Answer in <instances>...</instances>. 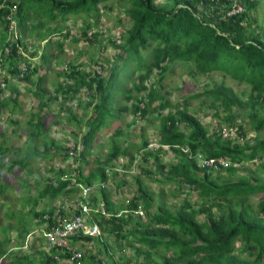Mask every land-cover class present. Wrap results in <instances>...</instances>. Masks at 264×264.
<instances>
[{
    "label": "trees",
    "instance_id": "obj_1",
    "mask_svg": "<svg viewBox=\"0 0 264 264\" xmlns=\"http://www.w3.org/2000/svg\"><path fill=\"white\" fill-rule=\"evenodd\" d=\"M107 1L17 0L15 13L17 29L23 37L32 12L48 21L56 20L57 17L63 21L68 17L81 16L85 19L90 16L93 23H96L100 17L97 6L100 4L103 6ZM116 1L124 6L123 14L129 26L124 35L120 36L115 32L114 38L106 41L110 47L117 50L111 63L102 64L99 59H95L86 72L77 69L76 65L67 64L69 71L66 77L71 82L58 83L56 88L61 100L58 107L60 114L65 112L68 114L66 119L73 120L77 126L84 125L85 131L80 134L79 143L75 142L76 134L75 139L72 138L73 142H70L76 148V145H80L78 160L84 165L89 163L85 155L97 132L106 121L115 119L117 113L128 112L141 123L147 124L150 121L154 124L152 127L155 129L157 149H148L147 140L144 139L132 144V149L139 155L144 166L139 167L138 174L133 179L136 188L131 197L125 203L117 204L110 199L104 189L98 191L100 202L108 215L96 216L102 232L101 241L96 240L97 247L102 251L100 256L108 264H264V135L261 138L255 136L251 138V135L243 134L241 126L237 125L240 142L236 139V143L230 139H222L215 132L208 133L197 118V114L190 112L188 105L190 101L206 97L208 103L205 107L213 110L214 114L218 113L219 109L225 112L222 122L227 126L234 125V114L231 111L235 109L247 113L249 129L254 134L264 129V12L260 25L254 24V19L252 20L250 16L258 0L246 2L242 13L223 20L218 12L221 5L219 1L213 3L209 0H172L170 5L155 4V0ZM42 6L45 10H42ZM4 11L0 9V46L5 40L2 19ZM36 24L37 27L43 26L40 21ZM33 26L28 30H33ZM46 33L48 39L56 34H60L62 39L69 36L68 32L61 34L62 30L59 27H47ZM80 35L82 36L83 32ZM102 35L95 29L90 32L89 38H85L89 45H93L105 38ZM36 37L43 42L45 50L50 44L49 40L39 32ZM54 45L59 52L62 51V41H56ZM21 46L25 48V44L21 43ZM150 47L151 61L147 63L146 60H141L140 51ZM52 56L43 51L39 57L40 65L47 66L52 61ZM55 58L54 55L53 59ZM131 62H134L138 69L143 68V71L131 81L130 88L125 90L115 83L114 78L123 74L120 70ZM174 62L186 64L193 75L221 73L231 81L247 85L249 91L245 98L241 99L230 87L215 84L200 93L183 97L179 104L171 105L161 83L168 71V65ZM16 63L18 61L14 60L10 65H6L12 78L17 76ZM38 67L33 66L29 70V76L37 74ZM95 67L98 71L92 69ZM152 69L157 70L153 83L148 81ZM108 70L106 77L104 74ZM129 77L130 73L126 79L118 83L126 82ZM8 85L6 91L9 97ZM80 90L85 93L87 101L81 105L77 100L75 106L83 112L91 109L86 120L85 112L76 117L77 110L62 107L65 102L71 103ZM117 94L123 98L125 106L120 107L114 103ZM42 98L43 96L38 99ZM52 99L56 100L55 97ZM2 104L3 102L0 103V109ZM164 110L167 112L161 114ZM36 119L42 126L43 117ZM142 130L143 127L140 128V131ZM115 134L118 135L119 131ZM162 146L167 147L174 156L173 162L167 166L160 162V156L165 151L161 149ZM130 148L131 145L120 148L112 144L102 160L96 158L92 171L83 175L80 169L76 170V181L84 185H90L94 181L106 184L110 177L116 178L115 172L107 175L106 170L113 169L111 162L120 156L128 159L126 166L123 167H129L133 162L132 157H128ZM58 149L60 147L55 149L56 152ZM48 151V148H43L40 154L45 156ZM6 152L7 148L0 144V168L5 167L6 171H11L17 165L21 170L27 169V162H19L22 159H13L9 164H6V161L5 165L3 160ZM197 152L198 154H195ZM193 155L206 158L225 157L233 164H241L242 167L231 166L223 171L207 172L196 166ZM66 158L65 151L61 159ZM149 159L154 164L156 170L154 172L145 166ZM253 160L256 161L255 166L250 168L245 166L247 162ZM155 173L160 175L158 179L153 178L158 184L175 186V191L187 187L194 193L196 200L190 203L185 195L179 198L178 206H164L161 202L162 190L159 189L153 204L154 194L145 188L140 179L143 175L153 177ZM68 186L67 173L64 170H57L55 185L46 184L40 193L54 200L56 193L63 196L72 193L73 190L67 189ZM117 186L118 184L115 185ZM254 196L259 197L255 213L247 204L249 198ZM96 201L91 199L93 204ZM212 208L216 209V215L211 213ZM28 213L33 219H38V226L44 224L47 226L46 229L49 228L50 219L49 225L40 219L45 213L50 215L51 210L35 213L31 208ZM198 216H202L201 222ZM23 224V228L9 230L16 232L14 237L16 251L22 249L24 237L31 231L30 226L24 222ZM1 237L0 258L12 257L8 264H34L33 258L25 252H19L20 256L8 254L4 249L9 236ZM108 240L111 246L107 243ZM236 241L240 242L238 247L234 246ZM75 242L76 240L71 241L72 244ZM125 247L132 252V263L121 254ZM114 249L121 254L120 262L112 259ZM96 251L98 254V250ZM235 251L245 254L246 258H242ZM165 252L171 253L166 256ZM85 254L81 264H98L95 254L88 253L87 261ZM38 255L40 260L37 264H55L52 255L42 257L40 253Z\"/></svg>",
    "mask_w": 264,
    "mask_h": 264
},
{
    "label": "rangeland",
    "instance_id": "obj_2",
    "mask_svg": "<svg viewBox=\"0 0 264 264\" xmlns=\"http://www.w3.org/2000/svg\"><path fill=\"white\" fill-rule=\"evenodd\" d=\"M171 1L172 0H155L154 2L155 4L170 5ZM97 8L100 17L96 23H93V19L90 16L85 18L86 20L81 16H76L68 17L63 21H60L59 17H57L56 20L48 21L43 16L37 17L36 12L31 13L29 24L26 25L27 29L23 34V38L24 41H26L29 45L32 44V46H34L32 49H34V51L37 53L36 57H34L36 63H40L38 56L43 51L48 55L52 54L53 56H56L55 59H53V56L51 57V59L54 61L49 66H47V74H45L44 80H42L43 84L46 85V88H48L50 92L54 89V83L63 84L66 83V81L70 83L66 77L69 71L66 67L67 64H73L74 66L76 65L77 69H82L86 72L88 71L87 69L90 68V65L92 66V63L95 59H99V62L102 64H110L113 56L117 54V50L110 47L109 42L107 43L106 41L112 40L115 36V32L120 34V36L124 35V31L129 26V22L126 16L123 14L124 6L119 4L116 0H108L103 4V6L100 4L97 6ZM108 8H110V10H108ZM42 10H45L44 6H42ZM263 12L264 0H258L257 6L253 11L250 12L251 19H254V24L260 25ZM117 19L119 21H117ZM37 21L42 22L43 26L37 27ZM31 26H33V30L29 31L28 28ZM47 27H59L62 30L61 34L68 32L69 36L65 39H62L60 34H56L48 39L46 36ZM95 29H98L103 34L102 37L105 38L99 40V42L94 43L93 45H89L85 37L89 38L90 32ZM107 31L110 33H107ZM37 32L42 34L45 39L49 40L50 44L45 50L43 48V42H40L36 37ZM81 32H83L82 36L80 35ZM26 35H28V37ZM56 41H62L63 43V49L60 52L54 45ZM81 52H83L82 55L80 54ZM140 56L141 60H146L145 62L149 63L151 61V47L143 51L141 50ZM135 69L136 71H134ZM167 70L168 71L165 74L161 85L163 86V91L168 94L166 98L171 105L179 104L183 97L194 93H200L202 90L211 88L215 84H222L224 86L230 87L238 97H241V99H244L249 91V87L247 85L231 81L229 78L224 77L218 72H212L206 75L190 74L187 65L180 62L169 64ZM41 71L42 69H40V72ZM142 71L143 68L138 69L135 63L131 62L128 65H125L122 70H120V73L123 74L116 76L114 81L119 86H122V88L127 90L131 86V81L135 80L137 75ZM156 71L157 70L152 69V75L148 80L149 82L153 83L154 75L157 74ZM108 73L109 70L108 72L106 71V74L104 75L107 77ZM128 73H130L128 80L126 82L118 83L122 81V79H126L128 77ZM49 96L55 97L56 100L53 102L52 98H50L51 100L48 99L47 104L50 103V106L49 110L47 111L48 113L45 115V120L42 126L36 122V118L32 121L33 125L30 128L28 125L22 124L24 120L31 119V117L28 116L29 114L35 113L37 116L42 115V112L40 113L36 109L37 100L34 98L32 99L31 96H29L26 100L25 110L23 111L24 115L21 114L19 115L20 118H17L19 124H17L16 127L4 121L2 119L4 116L0 115V144H2L3 148H7V152L5 153L4 157V164L6 161V164L11 163L13 159H22L19 160V162H27L26 170H21L17 165H15L16 167H14L11 171H6L5 167L0 168V240L2 238L1 235H4L5 237L9 236V241L5 244L4 250H6L8 254H13L16 256H20L19 252H27L31 254L30 257L33 258L34 264H37L40 260L38 252L43 251L45 254H47L46 249L41 245V242L38 239H33L29 245L30 249L16 251V240L13 237L14 234L16 235V232L14 230L23 228V222L25 224L30 223L32 226L37 221L32 218V216L28 213V210L32 208L33 212L40 211L45 198L43 199L40 196L38 197V194L46 184L50 183L52 186L55 185V172L57 170H64L67 174H69L80 169L83 175L87 174L89 171L94 169V162L96 158H98V160H102L103 156L108 152L112 144H116L120 148L131 145V148L128 152V157L131 156L133 162L129 167H123L126 166V163L128 162L127 158L120 156L113 160L111 164L114 166V168L107 169L106 174L109 175L110 172H115L117 174L116 178L110 177L108 182L103 187L105 192L109 194V197L112 201L117 204H120V202L125 203V201L128 200L135 192L136 186L133 179L138 174L139 167L144 166L139 155H136L134 149H132V144H137L140 139H144L147 140L150 148L155 149L156 134L154 131L155 129L152 127L154 124L150 121H148L147 124L144 122L141 123L138 118L130 115L128 112H121L116 114L115 119L106 121L105 125L102 126L99 132H97L87 151V154L85 155V159H87L89 162L88 165L82 164L77 157L75 158L77 160H73L71 163L69 160H67V158L62 160V154L67 150L66 144L73 142L74 137L71 135L72 132L77 135L75 142L79 143L78 139L80 134L84 133L85 128L84 125L77 126L73 120L66 119L68 118L67 113H59L58 107L61 104V100H59L58 94L53 93ZM115 98L116 100L114 103L116 105L120 107L126 105L125 101L120 95L117 94ZM77 100L81 102V105H83V102L87 101L86 95L82 92V90H80V93L71 103L67 104L70 108L72 107V111L77 110L75 112L76 117H79L85 112L86 115L84 118L85 120L88 119L91 109L84 110V112L80 109H76L77 107L75 105L78 102ZM207 103L208 99L206 97H200L195 101L188 102L189 110L191 112L195 111L200 122L208 130V132L216 131L217 126L221 125L222 127L226 125L222 122V119L226 114L220 109L218 110V113L214 114L213 110L205 107ZM66 106V104L62 105V107ZM172 110H174V107ZM166 112L167 110H164L161 112V114H165ZM231 113L234 114L235 126L240 125L243 134L252 135L258 138H261L264 135V129L256 134H254L249 129L246 112H239L233 109ZM15 117L16 116H14V118ZM82 122H84V120ZM49 123L53 125L47 128L48 130L45 131L46 133L43 132V127L48 126ZM75 125L77 126V129L75 128ZM142 127L143 130L140 131V128ZM10 130L15 131V133L17 132L20 135H17ZM116 131H119L118 135L115 134ZM37 135H47L49 138H51V140H53V142H55L56 145L60 147L58 152L54 153L53 146H49L48 154L50 155L51 159H49V155L45 157L40 154L41 150L38 147H41V145L39 140H37ZM26 139H28L27 142ZM34 141H36V143H34ZM76 146L78 149V155L80 145ZM163 152L164 153L160 156V162L167 166L173 162L174 156L171 151H168V149H165ZM145 166L147 169L153 172L156 171L154 170V164L151 159L146 162ZM145 176L146 175L141 176L140 180L144 183L145 188L148 189L150 193L154 194L152 198L154 200L153 204H155L157 199L156 193L159 191V189L162 190L161 202L164 204V206H178L179 198L185 197V195L188 197L189 202H194L196 200L194 193L187 187H181L178 191H175V186L169 187V185H160L155 182L154 179H158L160 177L159 174L155 173L153 177ZM120 183L123 184L119 185ZM92 184L97 185L98 182L94 181ZM116 184H118L117 187H115ZM71 190L73 189L71 188ZM176 194L177 197H175ZM17 196L20 197L18 198ZM92 197L95 200L99 199L97 189L94 190ZM55 198L56 199L53 200V204L46 207L45 209H52L53 206L63 200L59 193H56ZM258 198V196H254L249 198L247 201V204L254 211V213L257 209V203L259 201ZM152 210H154L153 207ZM212 210V214L216 215V209L212 208ZM201 219L202 218L198 217V220ZM11 228H14V230L9 232ZM93 242L96 245V241L94 240ZM107 243L110 244V241L108 240ZM95 245L94 248L96 249L97 245L96 247ZM239 245V241L234 243L235 247H238ZM87 246L91 248L90 251H86L85 261L88 260L86 257L88 253L93 254L91 250H95L91 242L89 244H79L81 251H83ZM112 253L117 262H120L119 256L121 254L128 258L130 263L133 261L132 252L127 247H125L121 254L116 249H114ZM170 253L171 252H165V255L169 256ZM235 253L240 254L237 251H235ZM98 254L101 255L102 251L98 250ZM240 256L242 258H246L245 254H240ZM11 258L12 257H1L0 264H8ZM60 262L61 263L57 262V264H69L66 262L62 263V261Z\"/></svg>",
    "mask_w": 264,
    "mask_h": 264
},
{
    "label": "built area",
    "instance_id": "obj_3",
    "mask_svg": "<svg viewBox=\"0 0 264 264\" xmlns=\"http://www.w3.org/2000/svg\"><path fill=\"white\" fill-rule=\"evenodd\" d=\"M9 0H2V4L7 3ZM221 2L219 13L221 19H226L235 15H238L243 12L244 4L246 2H251L253 0H209V2ZM12 4L8 8V12L5 15L4 19L7 23L6 27V42L7 45L0 50V89L4 91L5 89V73L3 72L4 61L3 56L14 57L13 53L18 59L16 65L17 78L23 79L29 75V70H31L36 65V60L34 57L30 58L29 53L32 51L30 46L25 47V51L20 48V45L17 43L20 38L16 30V21L15 13L17 4L15 0H11ZM11 48H16L11 49ZM23 58L22 60H20ZM25 60V61H23ZM93 70L96 69L92 68ZM98 71V69H96ZM236 128H222L220 130V135L222 138L234 140L236 138ZM78 149L73 145L69 144L66 150L67 160L73 162L77 157ZM198 166L205 170H220L226 169L231 166L230 162L222 157L219 158H204L197 156ZM264 161V158H263ZM255 160L251 163L255 164ZM76 175L75 172L71 173L72 178L70 183L74 184L75 181L73 177ZM81 191L75 196L73 200H64L59 203L56 208L52 211L50 216H45V219H50L51 224L48 230H45L42 233L43 242L49 249H54L59 252L61 255L67 256L65 259L70 264H80L83 252L80 251L76 246H72L70 240L74 239L77 243H81V238H97L100 236L99 227L92 223L88 224L87 220L89 218V213L91 209L88 205L87 196L92 191V187L89 186H79ZM102 188L103 186L100 185ZM78 211V214L75 212ZM94 210L93 212H96ZM89 244V243H87ZM87 250H90L91 247H86ZM96 256L98 264H108L106 260L102 259L100 255L97 254L96 250H91ZM112 259L116 260L114 256Z\"/></svg>",
    "mask_w": 264,
    "mask_h": 264
},
{
    "label": "clouds",
    "instance_id": "obj_4",
    "mask_svg": "<svg viewBox=\"0 0 264 264\" xmlns=\"http://www.w3.org/2000/svg\"><path fill=\"white\" fill-rule=\"evenodd\" d=\"M16 1V4H18L17 3V0H15ZM10 3V4H9ZM12 4V2H11V0H9L7 3H5V4H2V0H0V9L2 10V9H4L5 11H4V14H3V16H2V19L4 20V34H5V40H4V44L3 45H1L0 46V50L1 49H3V47H5L6 45H7V42H6V27H7V23H6V21H5V19H4V17H5V15L7 14V12H8V8H9V6ZM15 21H16V30H17V34L19 35V39H18V41H17V43L20 45V48L22 49V50H24L25 51V48H23L22 46H21V43H23V44H25V47L26 46H30L31 47V49L32 48H34V46H32V44L31 45H29L26 41H24V38L20 35V33L18 32V29H17V20H16V15H15ZM11 49H16V48H11ZM36 51H34V49H32V51L28 54L29 55V57L30 58H32V57H36ZM13 55H14V57H5V56H3V61H4V65H2V69H3V72L5 73V77H8V78H5L4 79V81H5V89H4V91L3 90H1L0 89V96H1V98H8V92L6 91V86L8 85V84H10L11 82H15L14 80H18V82H20V81H23L27 76H29V75H27L25 78H23V79H19V78H17V76L15 77V78H12L11 76H10V74L8 73V71H7V69H6V65L7 64H9L10 65V63H11V61H14V60H17L18 61V59H17V57L15 56V55H17V54H15V52L13 53ZM40 55L41 54H39V56H38V59L40 60ZM23 58H21L20 60H22ZM23 61H25V60H23ZM16 65H17V63H16ZM37 65L39 66L40 65V63L39 64H36L35 65V67H37ZM237 126V125H236ZM235 126V124L234 125H232V126H227V125H225V126H220L219 128H217V130L216 131H212V132H215V133H217V135H219V136H221L220 135V130L222 129V128H236V140L238 141V142H240L241 141V139L238 137V133H237V127ZM252 136V135H251ZM222 138V137H221ZM222 139H225V138H222ZM235 139L234 140H230V141H233V142H235L236 143V141H235ZM243 139V138H242ZM226 140H228V139H226ZM148 148H150L149 147V144H148ZM158 148V146L155 144V149H157ZM67 149V148H66ZM161 149L162 150H165V149H167V147H165V146H162L161 147ZM168 151H170V150H168ZM188 153V152H187ZM195 154H198V152L197 153H195ZM194 154V155H195ZM192 156L193 157V159L195 160V163H196V166L198 167V168H201V167H199L198 166V160H197V156L195 157V156ZM199 156V155H198ZM201 157H203V156H201ZM77 158H78V155H77ZM204 158H206V157H203V159ZM219 158V157H218ZM222 158H225V157H222ZM225 159H227L229 162H230V164H231V166H233V167H238V168H241L242 166H241V164H239V165H236V164H233L228 158H225ZM75 161L77 160V159H74ZM231 166H229L228 168H230ZM245 166L246 167H252V166H255V164H253V163H251V162H247L246 164H245ZM228 168H226V169H228ZM226 169H220V170H215V171H223V170H226ZM207 172H210V171H212V170H206ZM214 170L212 171V172H215ZM76 176H77V173H76V175L73 177V179H74V181H75V183L74 184H71L70 183V179L72 178V176H71V174L69 173V174H67V177H68V181H69V186L67 187V189H70V188H72L73 189V192L72 193H70V194H67V195H64V197H63V195H61V197L63 198V200H61L59 203H61L62 201H64V200H73L74 198H75V196L81 191V189L78 187V185L79 186H89V187H92V191L88 194V196H87V201H88V205H89V207H90V209H91V212L89 213V218L90 219H88L87 220V222H88V224H92V223H94V224H96L98 227H99V225H98V223H97V221H96V216L97 215H101V216H103V217H107L108 215L106 214V212H105V210H104V207H103V205H102V203L99 201L96 205L95 204H93L92 202H91V199L93 198L92 197V194H93V192H94V190L95 189H97L98 191H99V189H103V187H104V185L105 184H101V183H98L97 185H94V184H90V185H84V184H80V183H78L77 181H76ZM100 185H102L103 187L101 188L100 187ZM71 194H73V197L72 198H70L69 196L71 195ZM94 199V198H93ZM97 201H98V199H97ZM58 203V204H59ZM58 204H56L55 206H53V208L52 209H44L45 211L46 210H51V214H52V211L56 208V206L58 205ZM35 210V209H34ZM94 210H97L96 212H93ZM28 212H29V210H28ZM35 213H38V212H35ZM39 213H40V211H39ZM76 214H78V211L77 212H75ZM50 214V215H51ZM31 215V214H30ZM50 215H48L47 213H45L42 217H41V219L40 220H43V222L45 223V224H47V225H49V223H48V220L49 219H45L44 217L45 216H50ZM32 216V215H31ZM33 218V217H32ZM37 221H38V219H36ZM37 221L31 226V224L30 223H27V225L28 226H31V227H29V229L31 230L27 235H25V237H24V241H23V247H22V249L21 250H24V249H30V243L32 242V240L33 239H38L40 242H41V245L46 249V252H47V254H45L43 251H39L38 253H40V257H42V255H52V259L55 261V264H57V262H59V263H61L60 261H62V263L63 262H66V263H69V262H67L66 261V257L67 256H64V255H61L59 252H57L56 250H54V249H49L45 244H44V242H43V236H42V233H44L45 232V230H48V229H45V227H47L46 225H41V226H38L37 225ZM51 223V222H50ZM50 226V225H49ZM48 226V227H49ZM99 229H100V227H99ZM9 232H11V231H9ZM13 237H15V234H14V236ZM84 238H86V237H84ZM88 238V237H87ZM101 238H102V232H101V230H100V236L99 237H97V238H89V240L88 241H84L83 239H81V243H77V241L74 243V244H72L71 243V241L72 240H74V239H72V240H70V243H71V245L73 246H76V248H78L80 251H81V249L79 248V244H87V243H90L91 242V244H92V246H93V248H94V240L96 241H101ZM95 247H96V245H95ZM16 249V248H15ZM95 249V248H94ZM98 248L96 247V249L95 250H97ZM17 250V249H16ZM20 250V251H21ZM99 250V249H98ZM86 251H87V248L85 247V249L82 251L83 252V256H84V254L86 253ZM88 251H90V250H88ZM8 253V252H7ZM25 253H27V252H25ZM34 253V252H33ZM28 255H30L31 256V254H29V253H27ZM61 256H64V257H61ZM70 264V263H69ZM81 264V263H80Z\"/></svg>",
    "mask_w": 264,
    "mask_h": 264
},
{
    "label": "crops",
    "instance_id": "obj_5",
    "mask_svg": "<svg viewBox=\"0 0 264 264\" xmlns=\"http://www.w3.org/2000/svg\"><path fill=\"white\" fill-rule=\"evenodd\" d=\"M53 61L54 60H52L47 66H49ZM47 66L39 65V67H38L39 70H37V74H35L33 76H29V77L27 76L28 78H26V79H24L23 81H20V82H18V81L11 82L8 85V86H10V88L8 89V91L10 93V96L8 98H1V96H0V103L3 102L2 107L0 109V115L4 116L2 118L4 121H6V122H8V123H10V124H12V125H14L16 127V125L19 124V121L17 120V118H20L19 115H21V114L24 115V112L23 111L25 110L26 100H27V98L29 96H31L32 99L34 98V99L37 100L36 109H37L38 112H40V113L42 112V115L37 116V114H35V113L29 114L28 116H30L31 119L24 120V122L22 124L28 125L29 128H30L33 125L32 124V121L35 118H40V117H43V122H44L45 115H46V113H48L47 111L49 110V106H50V103L47 104L48 103V99L54 98V97H50L49 95L50 94H53V93H56V94L59 95V92L56 91V88H57V84L58 83H54V89L51 92L48 90V88H46V85L43 84V81L42 80H44L45 74H47V71H48L47 70ZM40 69H42L41 72H40ZM42 72H43V75H42ZM36 82H38L39 84H36ZM42 96H43V98L41 100H39L38 98H40ZM53 102H54V100H53ZM67 103H69V102H65V104L67 105V107H69ZM58 111H59V113H61L60 110H58ZM194 112L195 111H192L191 113H194ZM14 116H16V117L14 118ZM197 118L199 119V117H197ZM36 122L38 124H40L39 120H37V119H36ZM52 125L53 124H50L49 123L48 126H44L43 127V132L47 131L48 130L47 128H49ZM10 131H12V132L15 133V131H13V130H10ZM207 132H208V130H207ZM208 133H212V131L211 132H208ZM15 134L20 135L17 132ZM71 135H73V137H74L75 136V133L72 132ZM36 137H38L39 143L41 145V147H39L40 150H42L43 148H48L49 149V146L50 147L53 146L54 153H56V150L55 149H57L59 146L56 145L55 142H53V140H51V138H49L47 135H45V136H39V135H37ZM252 137H254V136H251V138ZM74 139H75V137H74ZM27 141H28V139H26V142ZM69 144H70V142L68 144H66V147ZM48 155L49 154L46 153L45 157H47ZM49 159H51L50 158V155H49ZM84 175H86V174H84ZM40 194H38V197L40 196L43 199L45 198V200L42 203V206L40 208V211H42L46 207L51 206L53 204V200L50 199L47 196H44V194H41V195ZM17 197L19 198L20 196H17ZM69 197L72 198L73 197V194H71ZM55 199L56 198H54V200ZM99 201H100V199H98V201H96L95 205ZM190 203H193V202H190ZM211 213H213V210L212 209H211ZM200 218H202V216H200ZM199 221L201 222V220H199Z\"/></svg>",
    "mask_w": 264,
    "mask_h": 264
},
{
    "label": "bare ground",
    "instance_id": "obj_6",
    "mask_svg": "<svg viewBox=\"0 0 264 264\" xmlns=\"http://www.w3.org/2000/svg\"><path fill=\"white\" fill-rule=\"evenodd\" d=\"M27 37H28V35H26ZM38 140V139H37ZM41 140V139H40ZM42 141V140H41ZM38 142V141H37ZM34 143H36V141H34ZM37 146V145H36ZM33 147V146H32ZM39 148V147H38ZM35 151H37V150H35ZM34 152V151H33ZM199 156H201V155H199ZM26 159V158H25ZM3 179V178H2ZM4 180V179H3ZM5 181V180H4ZM67 195V194H66ZM41 224V223H40ZM44 225V224H43ZM46 229V228H45ZM88 256V255H87ZM83 258V257H82Z\"/></svg>",
    "mask_w": 264,
    "mask_h": 264
}]
</instances>
